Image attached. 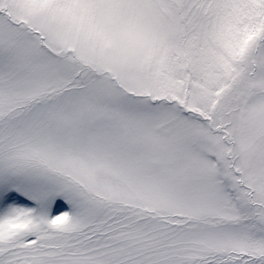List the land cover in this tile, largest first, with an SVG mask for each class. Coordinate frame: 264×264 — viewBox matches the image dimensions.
<instances>
[{
    "label": "snow or ice",
    "instance_id": "1",
    "mask_svg": "<svg viewBox=\"0 0 264 264\" xmlns=\"http://www.w3.org/2000/svg\"><path fill=\"white\" fill-rule=\"evenodd\" d=\"M0 264H264V0H0Z\"/></svg>",
    "mask_w": 264,
    "mask_h": 264
}]
</instances>
